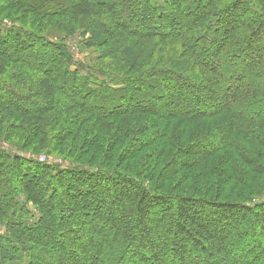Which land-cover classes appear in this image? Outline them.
Here are the masks:
<instances>
[{
	"label": "trees",
	"instance_id": "1",
	"mask_svg": "<svg viewBox=\"0 0 264 264\" xmlns=\"http://www.w3.org/2000/svg\"><path fill=\"white\" fill-rule=\"evenodd\" d=\"M0 224V264H264V0H0Z\"/></svg>",
	"mask_w": 264,
	"mask_h": 264
},
{
	"label": "rangeland",
	"instance_id": "2",
	"mask_svg": "<svg viewBox=\"0 0 264 264\" xmlns=\"http://www.w3.org/2000/svg\"><path fill=\"white\" fill-rule=\"evenodd\" d=\"M77 41L75 40V41H73L72 43L77 47V43H76ZM78 48V47H77ZM76 52H77V50H76ZM79 56L83 59L84 58V55L83 54H80L79 53ZM25 153V152H24ZM23 153V154H24ZM39 156V155H38ZM38 156H36L37 157V159H39V160H41V161H47V162H61V163H63V160L62 159H59V158H56V159H54V158H52V157H50V156H44V155H42V156H40V157H38ZM66 163V162H65ZM168 216V215H167ZM1 230H3V227H2V225L0 224V231Z\"/></svg>",
	"mask_w": 264,
	"mask_h": 264
}]
</instances>
